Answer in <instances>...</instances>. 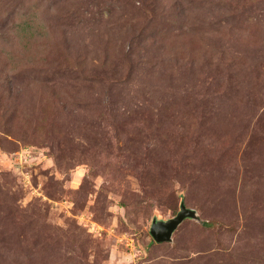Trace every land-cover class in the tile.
<instances>
[{
    "label": "rangeland",
    "instance_id": "rangeland-1",
    "mask_svg": "<svg viewBox=\"0 0 264 264\" xmlns=\"http://www.w3.org/2000/svg\"><path fill=\"white\" fill-rule=\"evenodd\" d=\"M0 264H264V0H0Z\"/></svg>",
    "mask_w": 264,
    "mask_h": 264
},
{
    "label": "water",
    "instance_id": "water-1",
    "mask_svg": "<svg viewBox=\"0 0 264 264\" xmlns=\"http://www.w3.org/2000/svg\"><path fill=\"white\" fill-rule=\"evenodd\" d=\"M187 219H198V215L195 210L186 207L182 203L180 212L174 218L166 220L154 217L150 227V234L157 243L171 242L174 233Z\"/></svg>",
    "mask_w": 264,
    "mask_h": 264
}]
</instances>
